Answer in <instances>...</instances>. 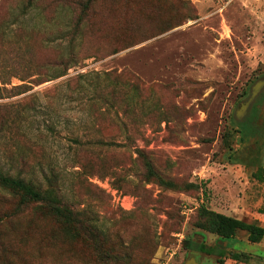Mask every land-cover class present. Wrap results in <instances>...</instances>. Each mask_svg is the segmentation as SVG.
Instances as JSON below:
<instances>
[{
    "label": "rangeland",
    "instance_id": "rangeland-1",
    "mask_svg": "<svg viewBox=\"0 0 264 264\" xmlns=\"http://www.w3.org/2000/svg\"><path fill=\"white\" fill-rule=\"evenodd\" d=\"M24 1L0 0V48H29L32 81L45 77L38 66L57 57L56 45L67 44L69 17L54 8L69 0H37L40 8L22 15ZM55 14L47 33L53 46L45 47L42 17ZM82 32L78 63L65 76L18 95L3 92L0 167L42 187L45 175L57 173L65 201L88 217L86 225L105 231L101 248L112 246L117 257H104L94 240H53L58 224L32 207L7 242L8 254L17 264H184L194 249L186 244L195 241L225 247L230 261L224 240L200 225L199 209L228 212L245 197L253 214L264 213V179L254 177L264 168V87L236 116L264 77V0H97ZM105 71L142 84L144 103L121 115L124 126L95 106L92 117L64 84L56 89L79 73ZM21 83L12 78V85ZM34 91L35 107L25 108ZM97 138L111 144L87 143ZM22 153L29 164L22 165ZM13 201L0 199V211ZM248 214L243 219L257 221ZM238 236L245 240L247 232ZM246 247L254 254L238 264H264L262 246ZM200 255L199 264L208 257Z\"/></svg>",
    "mask_w": 264,
    "mask_h": 264
},
{
    "label": "trees",
    "instance_id": "trees-1",
    "mask_svg": "<svg viewBox=\"0 0 264 264\" xmlns=\"http://www.w3.org/2000/svg\"><path fill=\"white\" fill-rule=\"evenodd\" d=\"M97 0H69L65 3L57 4L55 11L65 12L69 20L65 24L69 27L67 31V44L63 42L56 45L58 55L55 59L47 61L39 65L41 72L45 74L44 78L26 80L30 76L31 69L34 68L32 56L29 55V48L21 51H5L0 48V98L5 91H16V95L32 89L36 85H40L45 81H50L63 77L67 74L68 69L78 63V55L81 51L84 42V34L82 26L89 10ZM20 13L22 15L28 14L33 10L40 8L37 0H25L19 5ZM76 8L80 11L78 15L73 12ZM43 30L46 33L45 47H52V39L47 33L52 25L58 22L57 14L46 18L42 17ZM37 66V65H35ZM29 74V75H28ZM17 77L23 81L21 84L12 85V78ZM64 84L65 88L70 93V96L78 94L84 100V105L92 117L94 106L98 111L99 116L114 113L116 122L122 121V116L132 113L136 106L144 103L141 100V93L143 91L142 84L138 79L130 78L126 72H94V73H79L73 77L65 79L60 85H56V89ZM38 91H34L26 98L25 108L35 107V97L38 96ZM249 95V94H248ZM121 112V113H120ZM122 115V116H121ZM256 116V111L252 114ZM252 119L250 120V132L253 127ZM6 124V123H5ZM4 129V128H3ZM5 130V129H4ZM127 140H131L130 134H126ZM80 142V141H77ZM88 144L102 145L111 144V142L97 138L87 141ZM22 165L29 164L27 157L22 153L20 155ZM264 168H260L254 173V177L258 180L264 179ZM45 186L26 180L20 175H11L0 167V199L12 200L5 211H0V264H17V259L14 258L11 250L8 248L7 242L12 234H15L19 225V219L26 208L32 207L35 214L44 217H50L58 224V228L52 231V239H57L63 236L64 239L82 241L94 240L97 242L94 247L98 251L103 252V256L107 258L117 257L115 248L112 246L105 249L101 248L102 240L105 239L106 233L104 230L98 231L96 227L86 225L88 217L82 211L74 210L64 197L61 195L60 176L57 173L51 172L44 176ZM168 187L173 186V183H165ZM264 211L263 208L260 209ZM199 213L201 216L200 225L208 231L217 234L222 241L235 236L239 231H246L248 240L256 243L260 242L264 237V227L256 221H248L245 219L236 218L226 215L209 208L203 204ZM13 224V229L9 232L6 230L7 223ZM5 226V227H4ZM95 230L96 233H95ZM23 244L26 242L24 238L20 240ZM186 248H194L201 251L208 256H218V262L224 263L225 248L222 246L207 247L203 243L190 241L186 244ZM250 255L247 252H231L229 258L239 261L248 262Z\"/></svg>",
    "mask_w": 264,
    "mask_h": 264
},
{
    "label": "crops",
    "instance_id": "crops-1",
    "mask_svg": "<svg viewBox=\"0 0 264 264\" xmlns=\"http://www.w3.org/2000/svg\"><path fill=\"white\" fill-rule=\"evenodd\" d=\"M248 202H249L248 198H245V197L242 198V197H240L239 200L236 202V204L231 207V208H233V210L232 209H229V211L226 212V210L224 208H221V209H218L216 211L221 212V213H224V214L229 215V216H233V217H236V218H240V219L241 218L243 219L245 216L249 215L248 213H250V214L252 213L251 216L253 217V215L255 213L253 214L252 207L249 206V203ZM257 214H259V213H257ZM263 215H264V213L261 214V216L255 214L254 215V219L257 220L256 221L257 223H259L260 225H262L264 227V223H263L264 222V219H263L264 216ZM262 216H263V218H262ZM245 220H247V219H245ZM224 243H226L227 248L230 249L233 252H247V253H249L251 255L254 254L251 250H248L247 247H246L247 244H250V241L248 240V235H247V238L245 240H242L241 238H239L238 233H237L235 236H233V237L230 238V242H229V240H226L225 239L224 240ZM254 244H258V246H262V248L261 247L260 248H261V251H263V254H264V237H263V239L260 242H256ZM243 246L245 248H243ZM211 256H214L216 258V259L214 258L215 263L217 261V264H220L218 262V256H216V255H211ZM211 256H208V257L204 256V258L206 259V261L201 262V264H210L209 261L213 259V257H212V259H210ZM233 261H234V264H238L237 261L236 260H233V259H230V261H228L226 259V261L224 262V264H233ZM199 263H200V260H199Z\"/></svg>",
    "mask_w": 264,
    "mask_h": 264
},
{
    "label": "water",
    "instance_id": "water-1",
    "mask_svg": "<svg viewBox=\"0 0 264 264\" xmlns=\"http://www.w3.org/2000/svg\"><path fill=\"white\" fill-rule=\"evenodd\" d=\"M264 87V77L258 79L251 87L250 94L247 99L242 101L239 105V108L236 111L237 118H240L244 115V113L251 107V105L256 100L257 96L262 91ZM201 254L198 250L193 249L191 250L190 256L186 259L184 264H199V260L197 255Z\"/></svg>",
    "mask_w": 264,
    "mask_h": 264
},
{
    "label": "flooded vegetation",
    "instance_id": "flooded-vegetation-1",
    "mask_svg": "<svg viewBox=\"0 0 264 264\" xmlns=\"http://www.w3.org/2000/svg\"><path fill=\"white\" fill-rule=\"evenodd\" d=\"M223 247V246H222ZM225 247H223V249H224ZM200 253H201V251H199ZM200 257H201V255L199 254V255H197V258H198V260H200Z\"/></svg>",
    "mask_w": 264,
    "mask_h": 264
}]
</instances>
